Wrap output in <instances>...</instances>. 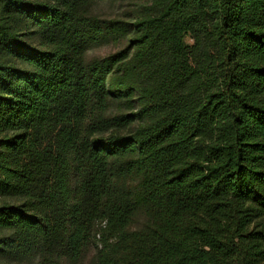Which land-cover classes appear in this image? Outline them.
<instances>
[{
    "label": "trees",
    "instance_id": "1",
    "mask_svg": "<svg viewBox=\"0 0 264 264\" xmlns=\"http://www.w3.org/2000/svg\"><path fill=\"white\" fill-rule=\"evenodd\" d=\"M94 1L0 0V257L264 264V0Z\"/></svg>",
    "mask_w": 264,
    "mask_h": 264
},
{
    "label": "rangeland",
    "instance_id": "2",
    "mask_svg": "<svg viewBox=\"0 0 264 264\" xmlns=\"http://www.w3.org/2000/svg\"><path fill=\"white\" fill-rule=\"evenodd\" d=\"M149 0H95L89 7V12L104 20H131L140 14L142 5ZM185 41L191 44L192 41L186 37ZM127 45V40L109 42L96 46L88 52L90 58H102L113 54ZM124 106L120 103L111 102L109 112L112 115L120 114ZM95 249L91 247L82 257L79 264H95ZM0 264H20L13 259L7 260L0 257Z\"/></svg>",
    "mask_w": 264,
    "mask_h": 264
}]
</instances>
